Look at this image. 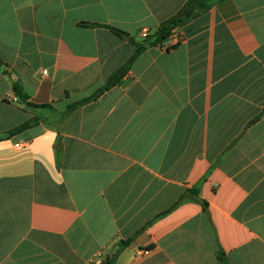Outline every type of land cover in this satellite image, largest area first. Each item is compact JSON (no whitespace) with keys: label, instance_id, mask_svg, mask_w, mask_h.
<instances>
[{"label":"crops","instance_id":"1","mask_svg":"<svg viewBox=\"0 0 264 264\" xmlns=\"http://www.w3.org/2000/svg\"><path fill=\"white\" fill-rule=\"evenodd\" d=\"M189 1L0 0V264H264V0L73 108Z\"/></svg>","mask_w":264,"mask_h":264},{"label":"trees","instance_id":"2","mask_svg":"<svg viewBox=\"0 0 264 264\" xmlns=\"http://www.w3.org/2000/svg\"><path fill=\"white\" fill-rule=\"evenodd\" d=\"M212 1L213 0H190L186 4L183 11L178 16H175V17L165 21L164 23H162L160 25L158 30L152 36L144 38V40L142 42L136 43V48H137L136 54L130 59V61L128 62V64L125 67L121 68L114 75H112L110 77V79L108 80V82L104 88H102L92 98H89L87 100H84V101H81V102L74 104L73 108L95 99L99 95L103 94L106 90L110 89L111 87H113L117 83H119L123 79V77L127 74L131 64L136 60V58L141 53H143L148 47L161 45L164 42H166L169 39V37L171 36V34L173 33V31L176 30L177 27L181 26L186 21L187 18L192 17L195 14L197 9H200V7L204 4L206 5V7H205L206 9L209 8V3ZM112 30L114 32H116L118 35L123 34L119 30H116L113 28H112ZM16 91L19 92V89L17 87H16ZM18 94L20 95V92ZM28 126H29V124H25L24 126L18 128L16 131L24 130ZM180 202H178V204ZM123 244H127V242H124ZM220 261H221V264H227L226 261L222 257H220Z\"/></svg>","mask_w":264,"mask_h":264},{"label":"built area","instance_id":"3","mask_svg":"<svg viewBox=\"0 0 264 264\" xmlns=\"http://www.w3.org/2000/svg\"><path fill=\"white\" fill-rule=\"evenodd\" d=\"M148 33H149V32L145 30V31L143 32V34H142V37H143V38H147V37H148ZM45 73H46V72H45ZM14 101H17V99H15ZM140 253H143V251H141Z\"/></svg>","mask_w":264,"mask_h":264},{"label":"rangeland","instance_id":"4","mask_svg":"<svg viewBox=\"0 0 264 264\" xmlns=\"http://www.w3.org/2000/svg\"><path fill=\"white\" fill-rule=\"evenodd\" d=\"M205 7H206V5L204 4V5H202L201 7H200V9H197L196 11H201V10H204L205 9ZM196 13V12H195Z\"/></svg>","mask_w":264,"mask_h":264}]
</instances>
